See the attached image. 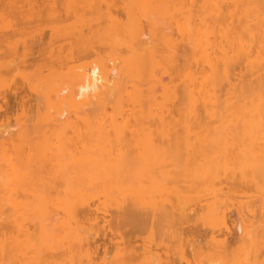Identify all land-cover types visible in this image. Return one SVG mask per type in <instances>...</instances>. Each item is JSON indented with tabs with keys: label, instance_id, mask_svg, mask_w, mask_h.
Segmentation results:
<instances>
[{
	"label": "bare ground",
	"instance_id": "obj_1",
	"mask_svg": "<svg viewBox=\"0 0 264 264\" xmlns=\"http://www.w3.org/2000/svg\"><path fill=\"white\" fill-rule=\"evenodd\" d=\"M15 80L0 264H264V0H0Z\"/></svg>",
	"mask_w": 264,
	"mask_h": 264
},
{
	"label": "rangeland",
	"instance_id": "obj_2",
	"mask_svg": "<svg viewBox=\"0 0 264 264\" xmlns=\"http://www.w3.org/2000/svg\"><path fill=\"white\" fill-rule=\"evenodd\" d=\"M42 35V36H41ZM40 35V37H41V42L43 43V47H45L46 45H47V42H48V40H49V35L50 34H48V29L47 30H44V32L42 33ZM32 54L34 53V52H31ZM31 54V56H30V54L27 56V58H29L28 59V61L31 59V62H32V60H33V58L32 57H34V58H36V57H38V55L36 56V54H38V53H34V55H32ZM35 60V59H34ZM15 81H17V86H16V84H15V86H12L13 87V89L14 90H12L11 92L13 93V91H15V89H16V91L17 92H15V93H13V94H11L8 90H6V91H8L9 92V94H8V92L6 93L5 92V95L7 94L8 95V98H9V100H8V98H7V96L5 97V99H1L0 100V102H1V104H0V119H3L1 116L3 115H6V113H7V115L6 116H4V120H2L3 121V123L5 122V120L8 118V116H10L11 118H8L10 121H12V119H13V117H15V116H13L14 114H15V112H17L18 110H20V108L22 107V104H23V106H24V104H25V107L26 108H29L31 105H33L34 103H35V101L33 100L34 99V97L31 95V97H33V99H31V97H30V94H28L29 93V91L27 90V89H25V88H23L22 86H20V83L18 84V80H15ZM15 81H14V83H15ZM14 83H13V85H14ZM15 87V88H14ZM17 87V88H16ZM20 88V89H19ZM23 88V89H22ZM10 89H11V87H10ZM9 89V90H10ZM20 91H19V90ZM22 90V91H21ZM27 91H28V93H27ZM17 93V94H16ZM21 95H20V94ZM15 94V95H14ZM20 95V96H19ZM3 102V103H2ZM23 102V103H22ZM34 102V103H33ZM19 103V104H18ZM20 103H21V105H20ZM31 105H30V104ZM6 104V105H5ZM30 105V106H29ZM19 106H20V108H19ZM15 111V112H14ZM14 112V113H13ZM12 113V114H11ZM17 113H19V111L17 112ZM10 114V115H9ZM14 120V119H13ZM7 121V120H6ZM0 123H2L1 121H0ZM14 126V125H13ZM10 128H13V127H10ZM14 129H16V127H14L13 128V130ZM11 131H13L12 129H10ZM231 216H232V218H235V216L234 215H232V214H230ZM234 216V217H233ZM195 220H192V222H189V224H191V225H189L188 223H186V224H188V226L185 228L186 230V232H189V233H194V232H196L195 234L196 235H194V238L195 239H202L201 241H202V244H204V242L205 241H203L204 239V237H205V230L202 228V227H200V229H199V225L197 224H195V222H194ZM131 224V223H130ZM123 226V225H122ZM128 227V228H127ZM122 228V227H121ZM120 228V229H121ZM131 228H133L132 227V225H129V224H127L126 223V226H124V228H122V231L120 232V234L122 235V236H125L124 238H126L125 239V241H127L128 242V240L127 239H129L130 237H131V239H129V240H131L132 241V243L134 244V245H138L139 244V242H140V239L143 237V236H145L144 234H143V232L141 231V232H135L134 231V229H132L131 230ZM183 229H184V226H183ZM190 230V231H189ZM199 230H200V232H199ZM128 231V232H127ZM125 232V233H124ZM134 232V233H133ZM137 233V234H136ZM142 233V234H141ZM197 233H198V235H197ZM199 235H200V237H199ZM234 235V236H233ZM238 239H236V234H235V231L234 230H232V232L229 234V236H227V243H228V246L230 247V249H234V248H236V245L238 246L239 245V241H237ZM200 241V242H201ZM200 242H198V243H200ZM201 244V245H202ZM109 245V244H108ZM178 264V263H177Z\"/></svg>",
	"mask_w": 264,
	"mask_h": 264
}]
</instances>
